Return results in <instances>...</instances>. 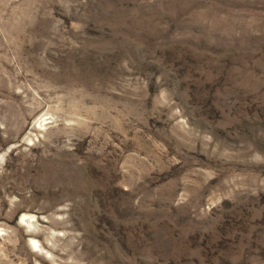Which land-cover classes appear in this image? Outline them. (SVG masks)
I'll return each mask as SVG.
<instances>
[{
  "label": "rangeland",
  "instance_id": "1",
  "mask_svg": "<svg viewBox=\"0 0 264 264\" xmlns=\"http://www.w3.org/2000/svg\"><path fill=\"white\" fill-rule=\"evenodd\" d=\"M0 264H264V0H0Z\"/></svg>",
  "mask_w": 264,
  "mask_h": 264
},
{
  "label": "bare ground",
  "instance_id": "2",
  "mask_svg": "<svg viewBox=\"0 0 264 264\" xmlns=\"http://www.w3.org/2000/svg\"><path fill=\"white\" fill-rule=\"evenodd\" d=\"M22 219H24V216L22 217ZM33 243H34V246H37V244H36V242H35V241H33Z\"/></svg>",
  "mask_w": 264,
  "mask_h": 264
}]
</instances>
